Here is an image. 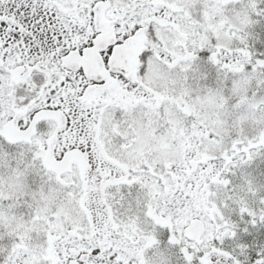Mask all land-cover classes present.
<instances>
[{"label":"snow or ice","instance_id":"6c2138e0","mask_svg":"<svg viewBox=\"0 0 264 264\" xmlns=\"http://www.w3.org/2000/svg\"><path fill=\"white\" fill-rule=\"evenodd\" d=\"M0 264H264V0H0Z\"/></svg>","mask_w":264,"mask_h":264}]
</instances>
